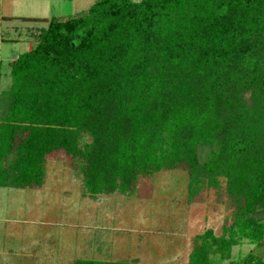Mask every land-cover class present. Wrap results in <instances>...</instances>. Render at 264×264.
I'll return each mask as SVG.
<instances>
[{
  "label": "trees",
  "instance_id": "16d2710c",
  "mask_svg": "<svg viewBox=\"0 0 264 264\" xmlns=\"http://www.w3.org/2000/svg\"><path fill=\"white\" fill-rule=\"evenodd\" d=\"M17 19L46 27L0 96V187L38 186L57 154L92 195H132L139 178L178 169L190 195L223 181L230 208L227 237L195 235L191 264L261 244L264 0H97L72 18Z\"/></svg>",
  "mask_w": 264,
  "mask_h": 264
},
{
  "label": "rangeland",
  "instance_id": "374dc122",
  "mask_svg": "<svg viewBox=\"0 0 264 264\" xmlns=\"http://www.w3.org/2000/svg\"><path fill=\"white\" fill-rule=\"evenodd\" d=\"M95 1L0 0V96L11 85V65L33 46L35 28L46 27L15 18L2 20L1 12L14 10L22 18L63 20L85 12ZM198 151L200 160H204L209 148L200 147ZM223 186V181L220 188L204 183L190 195L186 174L173 169L139 178L132 195H92L86 191L77 167L57 154L46 160L38 186L25 190L0 187V230L9 226L19 231L21 227L22 234L23 227L29 225L40 233V264L89 260L191 264L195 235L209 230L216 237H227L223 230L231 224L230 208ZM9 227L6 230L13 232ZM5 234L0 232V236ZM4 246L6 239L2 237L0 249ZM10 247L15 248L12 244ZM263 249L264 245L239 240L226 260L210 253L209 263L228 264L249 253L264 258Z\"/></svg>",
  "mask_w": 264,
  "mask_h": 264
},
{
  "label": "crops",
  "instance_id": "0c3cea01",
  "mask_svg": "<svg viewBox=\"0 0 264 264\" xmlns=\"http://www.w3.org/2000/svg\"><path fill=\"white\" fill-rule=\"evenodd\" d=\"M8 13L10 15H8ZM1 16L7 17V18H15V19L22 18L21 16H18L17 13L14 12V10L6 11V13L1 12ZM30 188L32 187H27L24 189H17V190H25V189H30ZM5 227H9V226H5ZM5 227H3V230L1 229L0 232L2 231V232H5L6 234L4 236H0V238L3 237L4 239H6L7 247L4 246L3 250L0 249V258L4 256L3 257L4 259H0V264H40L41 254L39 253V249L41 251V246L39 245L40 243H38L39 240L41 239L40 233H37L29 225L26 227H23L24 229L22 231L24 232L22 234H20L19 232L21 227H18L20 228L19 231H15L14 227H9L12 229L13 232H10L8 229L6 230ZM42 237L44 238V236ZM263 238H264V234H263ZM11 244L15 246L13 250L10 247ZM260 245L261 246L264 245L263 240ZM263 252H264V249L262 253ZM43 255H42V258L46 259V257ZM261 259L264 260V258H261Z\"/></svg>",
  "mask_w": 264,
  "mask_h": 264
}]
</instances>
